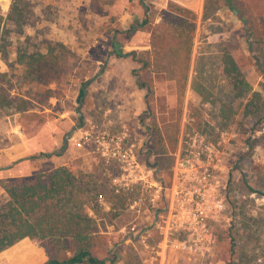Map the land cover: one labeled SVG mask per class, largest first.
Listing matches in <instances>:
<instances>
[{
    "label": "rangeland",
    "instance_id": "374dc122",
    "mask_svg": "<svg viewBox=\"0 0 264 264\" xmlns=\"http://www.w3.org/2000/svg\"><path fill=\"white\" fill-rule=\"evenodd\" d=\"M22 2L25 19L19 27L14 24L13 0H0V18L10 43L0 53V88L11 98L9 107L0 108V204L7 200L4 188L11 180L48 173L56 166L71 167L80 186L90 190L86 209L99 219L92 254L108 260L106 264H117L122 256L129 261L138 256L129 247L111 251L112 229L127 219L122 212L113 218L110 196L102 190L111 188L116 170L102 165L91 141L77 147L67 138L78 132L90 135L100 129H119L99 118L97 92H90L89 85L100 81L101 66L96 68V60L105 58L106 65L114 55L117 65L125 69L129 60L143 61V55L123 47L138 31H145L149 39V32L139 27L147 6L156 22L171 15L179 24L184 22L190 60L185 80L170 88L177 96L172 103L164 93L155 95L157 89L145 76L152 93H146L137 118L151 124L148 108L154 107L155 121L170 152L176 148L182 126L210 139L221 131L235 130L238 142L228 189L232 222L230 229L215 233L213 256L204 264H257L256 254L264 257V204L251 195L264 196V0ZM143 38L136 36L140 43ZM223 50L232 56L252 91L261 96L260 109L253 116H244L247 99H234L219 73ZM39 55L49 62L47 67H34L32 79L31 65L38 63ZM133 71L138 75V69ZM157 79L164 91V76ZM136 80L142 84L143 79ZM199 86L202 96L196 91ZM62 112L67 114L60 117ZM255 131L261 133L251 139ZM169 164L166 157L164 165ZM63 254L46 249L38 240L25 239L0 253V264H44L49 255L60 258ZM181 264L196 263L186 259Z\"/></svg>",
    "mask_w": 264,
    "mask_h": 264
},
{
    "label": "built area",
    "instance_id": "2783aa9c",
    "mask_svg": "<svg viewBox=\"0 0 264 264\" xmlns=\"http://www.w3.org/2000/svg\"><path fill=\"white\" fill-rule=\"evenodd\" d=\"M150 135L148 124L139 122L114 132H78L67 141L77 147L91 141L102 165L116 170L111 188L124 201L127 219L112 229V252L129 247L141 264H204L213 256L215 233L231 226L228 189L238 134L226 130L210 139L182 126L166 170L153 157L146 162ZM251 197L264 204V196ZM255 262H264L262 254Z\"/></svg>",
    "mask_w": 264,
    "mask_h": 264
},
{
    "label": "trees",
    "instance_id": "16d2710c",
    "mask_svg": "<svg viewBox=\"0 0 264 264\" xmlns=\"http://www.w3.org/2000/svg\"><path fill=\"white\" fill-rule=\"evenodd\" d=\"M144 14L139 27L149 32L150 65L152 72L160 73L168 81L182 82L188 72L190 60L189 39L184 22L179 24L174 15L160 18L156 22L154 14L147 6H143ZM22 0H13L12 11L14 24L19 26L24 22ZM179 12V7L174 8ZM0 18V53L3 52L9 40L8 31ZM20 27V26H19ZM48 57L39 55L38 63L31 65L29 77L34 79V67H47ZM219 73L223 75L230 86L234 99H247L243 114L245 117L255 115L260 109L261 96L252 91L251 85L242 75L232 56L225 50L220 55ZM147 94L152 93L147 83L139 84ZM203 95L201 86L196 89ZM11 98L0 88V108L9 107ZM225 108V106H221ZM151 113V124H148L151 137L146 152V162L153 157L162 170L168 149L165 134L159 128L154 117V107L148 108ZM161 157V158H160ZM169 168V167H167ZM7 200L0 204V253L13 247L24 239L38 240L44 247L53 248L62 257L49 255L44 264H106L108 260L99 259L92 254V247L97 239L98 226L95 218L87 213L89 204V188L80 186L79 180L71 167H56L48 173H39L33 177H19L11 180L4 188ZM107 190L110 196L111 209L115 210L113 218L123 213L124 201ZM68 253V255L66 254ZM130 264H141L138 256Z\"/></svg>",
    "mask_w": 264,
    "mask_h": 264
},
{
    "label": "crops",
    "instance_id": "0c3cea01",
    "mask_svg": "<svg viewBox=\"0 0 264 264\" xmlns=\"http://www.w3.org/2000/svg\"><path fill=\"white\" fill-rule=\"evenodd\" d=\"M138 34H142L144 37L143 40H140L142 43L139 42V39L136 40V36ZM133 38L134 40H131L130 43L125 44L123 49L127 47L137 51L138 54L144 56L143 61L134 62L129 60L128 69H125L120 68L117 65V58L114 55H110L108 57L106 65L103 64L105 58H103V61L96 60V68L99 69L101 66L99 70L100 81H95V84L89 85L90 92H97L95 105L97 108H99V111H101V113L98 115L99 118H101L103 122H110L113 127L120 128L121 126L126 125L129 128H136L140 122L137 118V114L139 110L144 109L147 91L145 88L139 85L140 83H137L136 78L143 79L141 81L142 84H144L147 83V81H144L146 76L148 82L152 81L155 90L157 89L155 91V95H161V93H164L170 103L175 101L177 97L171 93L172 89H170L172 85H175V81H168L165 79L163 74L152 72L150 65H148L150 62V45L145 31H138L136 35H133ZM135 69H138V75L133 71ZM159 76H164V91L157 86L159 85L160 87L157 79ZM66 114V112H62L59 115L60 117H64ZM90 117L91 116H89V118ZM55 133H57V130H55ZM87 213L90 217L96 219L97 226L99 227V219L91 211L88 212L87 210ZM114 238L115 235L113 233L112 239ZM117 264H130V261L122 256Z\"/></svg>",
    "mask_w": 264,
    "mask_h": 264
}]
</instances>
